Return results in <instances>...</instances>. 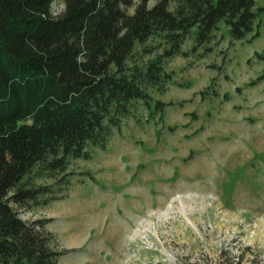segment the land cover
<instances>
[{
    "label": "rangeland",
    "instance_id": "1",
    "mask_svg": "<svg viewBox=\"0 0 264 264\" xmlns=\"http://www.w3.org/2000/svg\"><path fill=\"white\" fill-rule=\"evenodd\" d=\"M260 20L250 42L221 21L196 46L194 27L166 61V89L151 93L163 110L138 103L106 149L35 179L47 194L18 212L51 233L57 264H264Z\"/></svg>",
    "mask_w": 264,
    "mask_h": 264
},
{
    "label": "trees",
    "instance_id": "2",
    "mask_svg": "<svg viewBox=\"0 0 264 264\" xmlns=\"http://www.w3.org/2000/svg\"><path fill=\"white\" fill-rule=\"evenodd\" d=\"M137 1L128 13L133 0H0V264H57L51 233L18 208L47 194L36 178L106 149L138 103L163 110L151 93L194 27L199 46L221 21L233 41L262 26L255 0Z\"/></svg>",
    "mask_w": 264,
    "mask_h": 264
}]
</instances>
